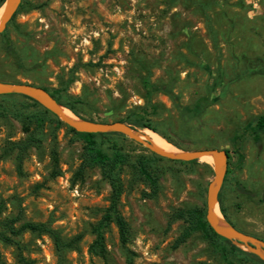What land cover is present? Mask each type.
<instances>
[{
  "label": "rangeland",
  "instance_id": "1",
  "mask_svg": "<svg viewBox=\"0 0 264 264\" xmlns=\"http://www.w3.org/2000/svg\"><path fill=\"white\" fill-rule=\"evenodd\" d=\"M7 42L19 61L5 50ZM0 82L60 89L65 101H84L77 106L80 117L68 109L77 120L94 115L92 122L116 123L131 116L139 122L130 125L135 130L155 127L176 151L228 150L220 200L240 231L264 242V140L258 146L250 135L255 118L264 114V0H22L0 35ZM10 95H0L2 218L20 216L18 227L49 223L64 239L83 238L78 251L59 255L49 236L24 233L21 251L0 242V264H20L19 252L33 264L222 262L200 232L175 248L186 224L168 226L176 210H206L212 160L169 161L118 133L98 138L100 147L108 154L120 150L132 162L149 160L160 175V193L146 198L149 187L126 166L120 210L129 242L122 245L112 224L105 233L108 259L90 254L93 227L110 205L109 181L99 166L82 168L85 143L50 111L42 115L40 145L24 153L19 170V150L9 147L27 139V128L34 131L25 117L35 107ZM218 210L226 220L220 205ZM237 260L259 264L251 257Z\"/></svg>",
  "mask_w": 264,
  "mask_h": 264
},
{
  "label": "trees",
  "instance_id": "2",
  "mask_svg": "<svg viewBox=\"0 0 264 264\" xmlns=\"http://www.w3.org/2000/svg\"><path fill=\"white\" fill-rule=\"evenodd\" d=\"M6 0H0V8L4 5ZM5 50L17 61H19L18 54L11 43L5 44ZM77 65L75 68H78ZM85 66H89L86 64ZM73 82V80L71 81ZM62 106L66 107L72 111L75 115L81 116V113L78 110V105H83L84 101L82 100H64V92L62 90H50L43 88ZM14 96V95H10ZM23 96V95H22ZM25 99L33 102V107L35 111L30 116H26L25 120L30 122L34 126V131H29L26 129L25 132L28 133V137L25 141L12 143L9 147L10 150L14 151L16 149L18 152V167L21 168V161L23 160L24 153H26L31 147L39 146L41 143V135L44 126V119L42 115L49 113L48 110L44 109L40 103L30 97L23 96ZM83 119V118H82ZM88 120V119H85ZM90 121H96L94 115L89 117ZM133 120V121H132ZM99 122L107 123L106 120H100ZM114 122H123L129 125H133L135 122L133 117H125L124 119H116ZM139 122H135L137 124ZM142 123V122H141ZM28 126V125H25ZM145 128L150 129L151 131L160 134L170 143H173L167 135L159 133V131L151 125H143ZM70 130L85 143V155L82 168L99 166L102 170L103 176L106 180L109 181L112 192L110 196V205L104 210L102 219L93 227V234L96 238L94 242L89 247V252L92 255L99 256L103 259H108L109 252L106 248L105 243V233L110 228L112 224H115L120 233V239L123 246L129 242L130 238V227L127 220L121 213V198L124 193V181L122 179V173L126 166L132 167L135 175L139 180L143 181L150 189L149 193H145V197L148 199H156L160 193V175L158 171L152 168L149 160L144 158H139L136 161L132 162L129 156L123 153L120 150H115L113 154H108L105 152L98 143V138H104L106 134H89V133H78L74 129ZM116 134V133H113ZM250 135L254 143L258 146L262 145L264 140V114L258 116L254 120L253 126L250 128ZM240 139L238 134H235L232 137V142L236 143ZM216 149V148H214ZM235 150L238 153L241 160L244 159V155L240 153L241 147L235 146ZM229 154L230 152L226 150ZM168 160V159H167ZM171 161V160H169ZM181 164L189 165H198L199 161L192 162H181ZM230 165V163H229ZM230 172V171H229ZM227 180V175L225 181ZM224 186V185H223ZM238 189L242 194L250 196V193L246 191L245 187L238 185ZM251 198V197H249ZM220 208L223 216L227 222L236 227L233 222L229 219L227 212L219 198ZM4 203H0V242L8 246H15L19 251L22 250L21 242L18 240L22 237L24 233H30L37 236L47 235L49 236L57 249V252L62 254L65 250L68 251H78L79 243L82 240V236H76L72 239H64L61 233L52 228L49 223H33V222H24L19 227L18 223L21 222V217L17 216L15 218H2L4 212ZM183 221L186 224V227L183 230V233L177 239L175 248H178L184 244L194 233L200 232L202 235L213 245L218 251V256L221 257L222 262L220 264H240V261L237 259H243V257H251L253 261H257L259 264H264L263 261H259L246 253L239 247L233 245V242L227 240L218 234H216L208 222L206 221V210L201 207H188L185 209H179L174 211L169 215L168 226L172 225L174 222ZM237 228V227H236ZM238 229V228H237ZM221 243H227L230 248L222 246ZM18 260L20 264H33L27 258H25L22 252H19ZM129 264H132V261L129 260ZM207 264V263H199Z\"/></svg>",
  "mask_w": 264,
  "mask_h": 264
},
{
  "label": "water",
  "instance_id": "3",
  "mask_svg": "<svg viewBox=\"0 0 264 264\" xmlns=\"http://www.w3.org/2000/svg\"><path fill=\"white\" fill-rule=\"evenodd\" d=\"M22 0H6L4 13L0 23V35L6 30L7 25L12 19L15 11ZM19 94L30 97L40 103L42 107L58 117L63 123L78 133L105 134L118 133L141 144L152 153L172 161L192 162L211 158L214 165V178L210 182L207 190L206 202V221L211 229L219 236L242 245L246 251L256 256L264 262V242L252 237L236 227L230 225L226 220L225 225L218 222L220 205L219 198L225 182L229 167V154L226 150L218 149H199L191 151L169 152L153 144V142L144 136L142 132L135 130L132 126L116 122L101 123L92 121H73L64 113V107L60 105L45 89L35 87L29 84H4L0 82V95ZM222 218V217H221Z\"/></svg>",
  "mask_w": 264,
  "mask_h": 264
},
{
  "label": "bare ground",
  "instance_id": "4",
  "mask_svg": "<svg viewBox=\"0 0 264 264\" xmlns=\"http://www.w3.org/2000/svg\"><path fill=\"white\" fill-rule=\"evenodd\" d=\"M3 12L4 10H0V23H1ZM63 111L69 119L73 121L77 120L76 116H74L68 109L64 108ZM142 133L144 136H147L153 142V144L162 148L163 150L169 151V152H176V149L171 144H169L165 139H163L160 135L154 132L148 131V130ZM206 158L211 159L209 157H206ZM218 222L222 225H225V222L223 221L220 215L218 216Z\"/></svg>",
  "mask_w": 264,
  "mask_h": 264
}]
</instances>
